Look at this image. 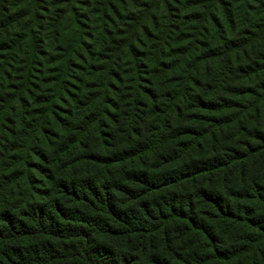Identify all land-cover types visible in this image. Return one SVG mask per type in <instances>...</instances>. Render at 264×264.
<instances>
[{
	"label": "trees",
	"instance_id": "obj_1",
	"mask_svg": "<svg viewBox=\"0 0 264 264\" xmlns=\"http://www.w3.org/2000/svg\"><path fill=\"white\" fill-rule=\"evenodd\" d=\"M0 264H264V0H0Z\"/></svg>",
	"mask_w": 264,
	"mask_h": 264
}]
</instances>
